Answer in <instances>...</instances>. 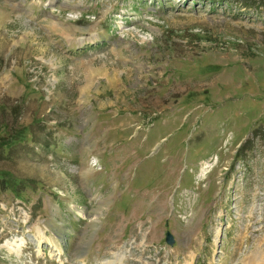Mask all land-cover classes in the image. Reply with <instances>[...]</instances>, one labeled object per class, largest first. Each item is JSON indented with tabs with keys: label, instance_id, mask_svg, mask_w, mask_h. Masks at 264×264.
<instances>
[{
	"label": "rangeland",
	"instance_id": "1",
	"mask_svg": "<svg viewBox=\"0 0 264 264\" xmlns=\"http://www.w3.org/2000/svg\"><path fill=\"white\" fill-rule=\"evenodd\" d=\"M0 264H264V0H0Z\"/></svg>",
	"mask_w": 264,
	"mask_h": 264
},
{
	"label": "bare ground",
	"instance_id": "2",
	"mask_svg": "<svg viewBox=\"0 0 264 264\" xmlns=\"http://www.w3.org/2000/svg\"><path fill=\"white\" fill-rule=\"evenodd\" d=\"M6 249H7V251L9 252V253H15V246H14V244L12 243V244H9L8 245V247H6Z\"/></svg>",
	"mask_w": 264,
	"mask_h": 264
},
{
	"label": "water",
	"instance_id": "3",
	"mask_svg": "<svg viewBox=\"0 0 264 264\" xmlns=\"http://www.w3.org/2000/svg\"><path fill=\"white\" fill-rule=\"evenodd\" d=\"M165 243L168 244V245L172 244V238L168 234H166V236H165Z\"/></svg>",
	"mask_w": 264,
	"mask_h": 264
}]
</instances>
